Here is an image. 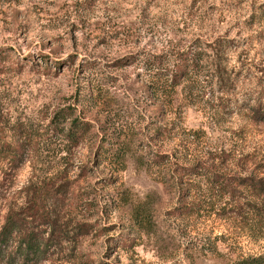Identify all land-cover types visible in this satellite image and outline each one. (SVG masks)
<instances>
[{
  "label": "rangeland",
  "instance_id": "1",
  "mask_svg": "<svg viewBox=\"0 0 264 264\" xmlns=\"http://www.w3.org/2000/svg\"><path fill=\"white\" fill-rule=\"evenodd\" d=\"M187 51L200 67L175 86ZM60 109L89 123L77 145L48 129ZM2 143L26 148L17 167L0 160V225L35 189L55 192L58 243L37 264L264 255V193H210L200 173L264 177V0H0ZM118 144L122 171L100 154ZM181 198L201 203L194 215L173 211Z\"/></svg>",
  "mask_w": 264,
  "mask_h": 264
},
{
  "label": "trees",
  "instance_id": "2",
  "mask_svg": "<svg viewBox=\"0 0 264 264\" xmlns=\"http://www.w3.org/2000/svg\"><path fill=\"white\" fill-rule=\"evenodd\" d=\"M200 60L198 53L187 51L179 54L172 68L167 71L173 85H178L182 77L188 75V72L200 67ZM150 61L161 62L162 56L160 54L156 55ZM217 79L221 81L222 76L219 74ZM48 129L62 140H65L68 146L70 144L77 145L89 130V123L80 120L78 117H73L70 110L60 109L49 120ZM24 133L25 138L31 139L30 133H26V131ZM30 141L24 142V144L26 145ZM65 146L67 147V145ZM124 147V145L118 144L115 148L101 150L100 154L105 162L115 165L117 171H122L125 169V156L128 151ZM25 148L22 145L13 146L10 143L6 145L2 143L0 145V160L5 161L10 167H17L21 164V157ZM190 170L192 171L193 168H190ZM200 173L208 178L210 193L221 191V193L233 195L234 192H239L241 189H248L258 194L264 193V177H256L251 174L225 177L215 171H210V169L201 170ZM50 187L49 189H46V187L35 189L32 197L28 198L21 210L10 209L6 213L3 223L0 225V258L5 259L9 264H37L46 258L50 250L57 245L58 241L53 239L52 233L55 222L47 220L50 214L46 212L47 206L53 202V197H55V192L51 191ZM182 200V198L178 200V204L173 208V211L184 218L194 215L199 205H201L194 198L188 204L185 200ZM146 212V208L135 210L134 220L138 227L140 225L144 227L143 218H145ZM28 216L46 220L50 229L49 235L44 237L43 230L29 227L26 224ZM83 226V223L78 224V227H76L77 235L84 231ZM228 264H264V255L246 256Z\"/></svg>",
  "mask_w": 264,
  "mask_h": 264
}]
</instances>
